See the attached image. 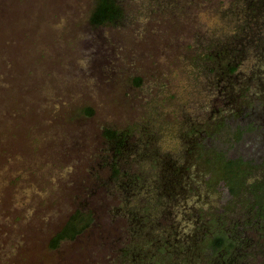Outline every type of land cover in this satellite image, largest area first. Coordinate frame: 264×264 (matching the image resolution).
<instances>
[{"label":"rangeland","instance_id":"374dc122","mask_svg":"<svg viewBox=\"0 0 264 264\" xmlns=\"http://www.w3.org/2000/svg\"><path fill=\"white\" fill-rule=\"evenodd\" d=\"M160 3L164 7L167 0ZM233 3L176 0V6L163 13L145 12L140 17L143 10L136 2L129 8L140 21L94 28L88 22L93 0H0V264H113V209L125 201L111 191L106 196L103 187L96 188L93 196L89 192L94 181L103 182L109 174L103 166L108 144L102 131L107 126L128 129L136 123V131H141L146 103L177 91L180 99L190 101L179 106L194 124H202L214 105L215 76L206 83L207 96L188 97L191 82L173 70L187 68L178 56L188 49L194 33L208 38L207 32L215 30L221 41L225 39L220 32L226 24L218 10H230ZM241 69L238 83L228 84L224 97L246 90L250 105L244 114H253L248 121H262L264 110L256 106L260 98L256 95L264 89V68L248 55ZM135 77L143 78L142 86L134 85ZM163 83L168 85L164 89ZM87 109L93 114L88 115ZM171 119L167 116V121ZM263 135L256 130L245 134L228 156L260 163ZM173 138L163 133L159 158L187 160L180 140L178 152L169 151L175 147ZM203 176L196 165L190 167L182 181L185 191L168 204L179 219L194 207L193 213L210 204L220 210L229 198L228 188L221 184L218 194L208 190ZM145 192L141 189L138 194ZM82 206L94 212L92 227L59 249H49L50 239ZM246 214L247 209L238 205L227 216L225 228L238 233L249 226ZM191 224L180 223L181 233H190ZM141 244L134 250L140 245L147 253ZM262 262L260 255L254 260ZM203 264L212 262L205 258Z\"/></svg>","mask_w":264,"mask_h":264},{"label":"trees","instance_id":"16d2710c","mask_svg":"<svg viewBox=\"0 0 264 264\" xmlns=\"http://www.w3.org/2000/svg\"><path fill=\"white\" fill-rule=\"evenodd\" d=\"M174 1L167 0L163 7L158 6L161 0H154L153 6L148 0H93L88 22L94 28L126 27L140 21L145 12L163 13ZM136 2L143 10L140 17L129 8ZM218 13L226 24L220 32L225 39L221 41L215 30L207 32L208 38L194 33L188 49L178 56L181 57L179 62L188 64L187 68L177 73L173 70V74L182 73L186 82H191L193 92L187 91L188 97L191 94L193 97L207 96L206 83L210 81V75L215 76L216 80L211 81L216 90L214 105L208 109L203 123L197 125L191 121L190 115L179 106V102L190 101L180 99L177 91L172 95L163 93V98L157 99L164 104L161 108L156 99L146 103L141 131H136L137 123L128 129L107 126L102 131L108 144L103 166L109 168V174L103 182L94 181L89 192L93 196L96 188L103 187L106 196L112 192L113 197L118 195L125 201L113 209V264L123 261L131 264L154 261L156 264H203L205 258L212 264H255L259 255L264 264V158L258 163L255 159L228 156V151L245 134L255 130L264 133V118L248 121L252 113L244 114L245 107L250 105L246 90H239L236 95L232 92L233 97H224L227 85L235 87L238 83L243 61L248 55L257 58L264 68V0H234L232 9H219ZM229 24L234 27L229 29ZM245 36L248 42H244ZM133 83L140 87L143 78L135 77ZM167 86L163 83L162 88ZM260 92L262 94L256 95L260 97L257 105L254 101L253 105L263 111L264 89ZM170 101L176 102L171 104ZM170 107L175 108L171 110ZM87 114L92 115L93 111L87 109ZM167 116L172 119L167 121ZM164 132L174 137L175 147L170 152H178L177 139L183 142L187 160L180 162L172 155H166V160L159 158ZM194 165L203 172V182L208 190L218 194L221 184L228 188L229 198L220 210L216 204H210L207 210L204 207L193 213L194 207L179 219V215L169 211L168 204L179 199L184 190L182 181ZM141 189H146L147 193L139 196ZM140 197L143 202H139ZM238 205L247 209L245 222L249 226L234 233L225 228L224 222ZM83 208L76 209L50 239L49 249H59L92 227L94 212ZM185 220L193 224L189 235L180 230V223ZM139 242L141 247L145 245L147 253L140 245L134 250Z\"/></svg>","mask_w":264,"mask_h":264}]
</instances>
